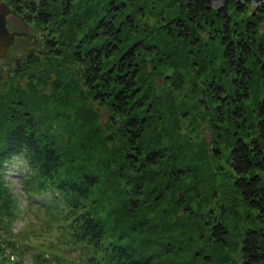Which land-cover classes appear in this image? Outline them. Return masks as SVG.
<instances>
[{"label": "trees", "instance_id": "16d2710c", "mask_svg": "<svg viewBox=\"0 0 264 264\" xmlns=\"http://www.w3.org/2000/svg\"><path fill=\"white\" fill-rule=\"evenodd\" d=\"M4 1L25 22L36 21L51 30L48 25L63 14L69 28L82 31L75 42L74 35L69 37L66 33L62 18V24L58 22L59 28L55 29L57 34L48 31L38 37L42 44L34 45L37 56L44 57L41 60L46 63L50 54L61 55L63 51L56 44L68 39L72 51L63 56L72 58L76 66L83 64L82 81L91 98L120 116L128 147L124 148L127 153L122 158L109 156L114 162L111 179L116 183H112L113 223L107 224V220L96 214L91 194L109 169L106 171L105 165L98 162L99 157L88 153L77 136L66 149L59 145L54 134L41 130L50 122L42 119V115L55 117L56 98L50 107L40 110L37 107L36 113L21 98L23 88L1 94L0 264H224L221 251L230 247L224 209L221 207L220 215L216 216L199 205L193 208L185 199V192L189 199L190 188L185 187L180 196L175 184L167 185L168 180L175 183L184 177L186 172L175 169L181 161L167 162L165 158L163 161L162 151L154 149V144H147L148 138L143 137L174 106L168 95L154 90L151 78L158 68L164 71L166 62L179 63L177 59L172 62L164 59L177 48L178 42L197 55L205 45L211 46L209 53H204L205 70L211 72L206 74L211 77L206 85L211 99H219L221 105L224 101L226 105L230 97L238 102L249 98L252 76L257 74L261 78L255 117L250 120L251 131L244 133L246 118L240 105L236 114L243 117L242 135L233 136L227 155L234 173L233 186L253 211L256 222L255 227H240L239 264H264V136L260 135L264 132V38L257 37L264 34V2L253 8L249 0H223L216 8L209 0H77L74 3L58 0L60 6L55 5V0H47L46 5L42 0ZM58 34L62 41L56 38ZM37 41L31 40V45ZM34 46L24 53L26 60L15 58V73L22 75L29 66L25 62L34 61L36 56L31 54ZM212 49L219 52L220 62L212 55ZM182 56L186 58V54ZM150 57L154 61L150 67L155 66L149 73L152 76H148ZM216 61L228 71L222 68L215 75ZM222 71L228 78L227 85L219 84ZM37 74L28 80L33 82L31 87L41 77ZM233 91L236 95L232 96ZM32 96L30 93L28 100ZM202 102L205 104L206 99ZM149 117L156 121L150 122ZM173 119L171 126H167L172 132L179 125L178 118ZM97 143L102 144L103 140ZM131 148L136 152L132 153ZM80 151L82 154L75 157ZM14 157H21L26 166L22 179L27 199L35 203L49 191L59 197V204L53 201L47 208L35 205L46 211L44 215L54 216L52 221L64 237L80 249L78 260L63 262L56 253L34 249L27 236L17 237L12 233L11 225L22 213L6 174ZM178 208L188 216L181 217ZM250 219L251 215L247 220ZM108 225H112V232L107 230ZM26 252L30 254L29 262L25 260Z\"/></svg>", "mask_w": 264, "mask_h": 264}, {"label": "rangeland", "instance_id": "374dc122", "mask_svg": "<svg viewBox=\"0 0 264 264\" xmlns=\"http://www.w3.org/2000/svg\"><path fill=\"white\" fill-rule=\"evenodd\" d=\"M76 1L72 0L73 3ZM0 2L5 1L0 0ZM54 3L60 6L58 0H55ZM62 18H65L63 27L66 28V33L69 37L74 35L72 38L77 39L75 41L77 42L83 33L82 31H74L71 27L69 28L67 16H63V14L57 16L55 23L48 25L51 30L36 21L25 22L12 12L7 14L6 26L11 32L15 33V37L6 54L0 57V95L5 94L7 91L23 88L21 98L36 113L37 107H39V110L40 108L50 107V104H53L51 101L53 102L56 98L54 104L56 106L55 117L48 115L44 118L45 115H42V119L50 122L49 124L45 123L46 128L41 130L47 129L49 133L54 134L59 145L63 148L66 147V149L69 145H72L73 139L77 136L83 143V147L88 150V153L99 157L98 162H101L102 166L105 165L106 171L109 169V172L99 179L98 185L96 184L93 187L91 196L93 197L96 214L107 220V224L109 222L113 223L111 209L115 208V201L112 183H116V180L111 179L113 175L111 169L114 168V162L111 161L109 156L114 155L115 158H122L127 153L124 148L128 147L124 141L126 136L122 132L121 118L91 98L90 92L82 81L83 64H77L76 66L72 58L63 56V53H71L72 51L68 39L63 40L59 34L56 36L61 41L63 40V42L56 44L57 48L61 47L60 50L63 53L61 55L50 54V57L45 61L46 63L41 60V58L45 59L44 57L37 56V46H34L38 43L42 44V39L38 37H42L43 32L58 30V24H62ZM149 20H152V18H149ZM21 30H25L27 35L17 34ZM203 33L206 34V32ZM55 34L57 33L55 32ZM263 36L264 34L257 37L261 40L264 38ZM31 40L38 41L31 45ZM30 46H34L31 51V54L36 56L34 61L25 62L29 66L22 75L21 73H15L13 67L15 58H18V61L26 60L27 57L24 53ZM210 49L211 46L207 44L205 49H202V53L192 54L184 44L178 42L177 48H173V52L169 56L166 55L164 59H169L171 62L177 59L179 63L173 65L166 62L167 67L163 71L166 75L161 72V67L153 76V73L149 74L155 66L150 67V64L154 62L151 57L150 60H147L148 76L153 77L151 81L154 90L161 95H168L167 97L174 101V106L168 109L170 116L166 117L168 115L166 113L163 119L158 121V125L150 128L143 137L148 138L146 140L147 144H154L156 145L154 149L162 151L163 161L164 158L167 162L168 160L171 162L172 159L181 161V165L175 167V169L181 168L182 172L180 173L186 172L184 177L175 181V183L172 179L168 180L167 185L174 186L175 184L180 196L185 187L190 188L188 192L189 199L186 192L185 199L189 201L193 208H195L194 205H199L206 211L212 210L216 216L220 215L221 207L224 209L223 221L230 233V241H228L230 247L227 246L229 248L221 251L225 259L224 264H239L238 244L240 235H238V232H241V228L255 227L256 222L253 220V211L242 201L240 194L233 186L234 173L229 165L227 152L233 141V136L236 133L242 135L241 121L243 117L236 114L240 105L244 107V117L246 118L245 128L243 127L245 129L244 133L248 134L251 131L252 125L250 126V123L253 121L250 122V120L255 117L254 109L258 97L257 92L262 85L261 78L254 74L249 83V98H243L241 102H238L230 97L226 105L225 101L221 102V105L217 101L219 99L212 100L209 96L210 89L206 85L211 80V77L208 78L206 74H211V72L207 73L209 69L205 70L207 64L205 63L206 59L204 60V53H209ZM211 52L215 57L220 56L218 51L217 53L212 49ZM185 54L186 58L182 56ZM219 60L220 57L217 58V61ZM65 68H67L66 71ZM222 68L226 72L228 71L224 65L217 62L214 74H219ZM225 71H222L223 75L221 74L219 78V84H229ZM34 73H38L37 76L41 77L40 81L36 79V85L31 87L33 82L28 80ZM30 93L33 98L28 100L27 97ZM233 95H236L234 91ZM203 98L206 99L205 104L202 102ZM110 115L114 118H111ZM150 117L148 119L150 122L152 120L156 121V119H150ZM173 118H178L179 125L172 132L169 129L171 127L167 126H171L175 121ZM160 122H163V125ZM99 139L103 140L102 144L97 143ZM142 147L144 148L143 145ZM131 151L132 153L136 152L132 148ZM80 154H82L81 151L76 152L75 157ZM165 164L166 162L163 163V166ZM155 167L153 166V168ZM6 172L12 194L19 202L18 206L22 211L11 225L12 233L17 237L27 236L34 249H44L45 253H56L63 262L70 263V261L78 260L80 249L73 247L70 244L71 242L64 237L63 231L56 225V222L52 221L54 216L44 215L46 211L38 209L33 201L27 199L22 179L26 172L23 159L14 157ZM153 173L157 177L158 172L155 170ZM170 178L171 175H169ZM162 184L164 185V183ZM185 212H182L180 208L177 209V213L181 217L188 216ZM249 215H251V219L247 220ZM189 219L194 222L191 218ZM45 225L48 226V231L55 229L52 238L46 234ZM111 226L106 227L110 232L113 230ZM51 246L54 247L50 248ZM29 256V252H26L25 260L28 262L30 261Z\"/></svg>", "mask_w": 264, "mask_h": 264}, {"label": "water", "instance_id": "95a60500", "mask_svg": "<svg viewBox=\"0 0 264 264\" xmlns=\"http://www.w3.org/2000/svg\"><path fill=\"white\" fill-rule=\"evenodd\" d=\"M213 7L219 8L223 4V0H209ZM246 1V0H236ZM252 7L264 2V0H249ZM11 9L5 2H0V57H3L8 47L13 43L15 34L9 31L6 26V16ZM19 34V33H17Z\"/></svg>", "mask_w": 264, "mask_h": 264}, {"label": "snow or ice", "instance_id": "6c2138e0", "mask_svg": "<svg viewBox=\"0 0 264 264\" xmlns=\"http://www.w3.org/2000/svg\"><path fill=\"white\" fill-rule=\"evenodd\" d=\"M42 2L46 5L47 0H42ZM19 34H21V35H27V32H26L25 30H21ZM262 119H264V118H262ZM260 135H261V136H264V132H262ZM40 187H43V185H40ZM53 201H55L56 204H59V197L54 193V191H49V192H47V193H45V194H42V195L40 196V198L37 199V200L35 201V203H36L37 205H41V206H43L44 208H47V207H49L50 204L53 203ZM75 201H76V198L73 197V206H74V207H75ZM79 206H80L81 208L84 207L83 205H79ZM65 211H66V210H65ZM69 215H71V213H69ZM84 215H87V212H85ZM46 219H47V218H46ZM44 230H45L46 234H47L50 238H52V234H53V232L55 231V229H52L51 231H48V226L45 225V226H44Z\"/></svg>", "mask_w": 264, "mask_h": 264}, {"label": "flooded vegetation", "instance_id": "af4514ba", "mask_svg": "<svg viewBox=\"0 0 264 264\" xmlns=\"http://www.w3.org/2000/svg\"><path fill=\"white\" fill-rule=\"evenodd\" d=\"M11 12V11H10ZM9 31H10V29H9ZM14 33V32H13ZM15 34V33H14ZM8 50V49H7Z\"/></svg>", "mask_w": 264, "mask_h": 264}]
</instances>
